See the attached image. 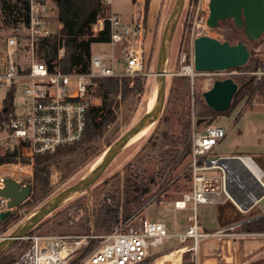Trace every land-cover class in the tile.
Segmentation results:
<instances>
[{
    "label": "built area",
    "instance_id": "obj_1",
    "mask_svg": "<svg viewBox=\"0 0 264 264\" xmlns=\"http://www.w3.org/2000/svg\"><path fill=\"white\" fill-rule=\"evenodd\" d=\"M25 1L24 16L19 18L15 33L0 39V157L17 152L32 160L34 155L54 152L82 139L88 110L100 105L94 97V79H133L148 75L143 67L146 3L145 0H101L106 17L99 19L92 26V31H101L104 20L107 21L111 52L93 53L85 73H63L49 70L39 62L37 53L40 39L52 36L61 28L55 8L44 0ZM115 1L127 2L133 8L128 21H123L120 14L112 10ZM185 61L183 58L177 73L191 84L199 77H206L208 86H212L215 80L233 79L235 76L253 77L255 84L264 79V70L260 68L251 72L236 69L196 72L193 59ZM19 91H22V97L18 96ZM190 135L189 190L164 207L165 211L173 213L191 212L192 223L186 230L169 234L164 221L138 217L132 226L125 229L118 226L99 236V245L78 264H143L150 258H162V254L154 253L153 249L172 238L181 243L173 250L179 264L186 254H189L190 262L201 264L199 252L202 241L221 242L227 237L242 235L235 233L240 226L264 215V210H259V203L264 198V171L255 158L245 154L214 156V148L226 136L224 128L214 122L200 126L193 122ZM5 166L17 168L21 177L25 175L26 179L31 176L30 165L1 164L0 187L7 178L3 174ZM227 203L241 214V219L215 230H200L197 208ZM6 209V200L0 197V213ZM255 209L259 211L252 215ZM93 238L96 236L27 234L24 240L29 241V245L14 264H68ZM188 240L190 243L185 245Z\"/></svg>",
    "mask_w": 264,
    "mask_h": 264
},
{
    "label": "rangeland",
    "instance_id": "obj_2",
    "mask_svg": "<svg viewBox=\"0 0 264 264\" xmlns=\"http://www.w3.org/2000/svg\"><path fill=\"white\" fill-rule=\"evenodd\" d=\"M173 3L174 0H157L153 1L150 5V15H153L152 11L154 10L160 11L161 25L153 45L150 68L146 71L148 75L143 76L145 78L143 92L129 97L122 104L118 112L117 121L104 131L99 139L92 143L93 149L91 151L86 155L66 156L61 160L58 166H54L51 170L48 188L43 194V197H41L39 192L33 195L34 192L32 185L28 182L33 175L32 160L23 164L31 166V176L28 179L24 178L25 175L21 177L19 170L15 167L5 166L3 168V174L5 176L8 178H18L16 180L22 184H30L32 192L31 196L26 201L27 203L12 210V220L7 224H2L3 222L0 224V238L7 236L41 205L82 178L95 161L109 148V146L112 145L116 139H118L145 113L148 100L152 95L154 84L156 82V76L154 73L160 36ZM112 10L118 12L120 14L119 16L124 21L126 16L130 17L133 8L127 2L115 1L112 5ZM208 14L209 0H185L171 40L166 63L165 70L167 76L164 105L158 120L148 129L144 138H141L128 148L123 149L95 183H93L87 190L75 195L57 210L46 216L41 223L31 230L30 235H93L96 236V238L89 239V241L96 240V246L99 245L101 240L98 237L104 236L108 233L95 234V232L92 231L89 234H86L83 233L82 226L86 219L90 217L91 210L101 201L104 193L113 192L115 188L122 189L124 178L128 172V166L131 164H136L137 166L141 165L144 170H147L148 174L154 172L156 170L155 161L157 155L167 149L176 148L175 141L179 137L182 122H187L189 120L190 134L193 122L197 124L198 121L202 120V125L211 122L210 118L205 120L198 119L193 113L195 94L201 95L202 97V93L211 87L208 86L209 80L206 77H199L194 80L193 84H191L186 77L178 75L177 73L183 64L181 62L183 58H185L186 63L192 59L193 40L196 37L206 35L221 41H228L230 43L237 42L232 38L230 39L229 31H227V24L219 23L216 28L208 27L206 25ZM14 33L15 31L12 32L10 28L3 26L0 17V39H4ZM238 37L243 39V33H240ZM92 51L94 54H109L111 52V46L108 44H96L92 48ZM116 51L117 50H115L114 53L115 56H117ZM252 51L254 52V56L264 64V34L260 38V44L253 47ZM115 65L117 68L120 67L116 62ZM259 68L264 70V66H259ZM241 78H248V81H252L255 85L253 77L250 76H235L233 77V80L236 82ZM236 83L238 84V82ZM239 86L243 87L244 84ZM129 87H132V83L129 84ZM18 96L22 97V91H19ZM246 101L243 100L227 115L221 114L213 118V122L216 125L222 126L226 132V136L214 148L212 152L214 156L245 154L255 158L257 157L256 153L264 151V97L258 96L254 93ZM202 127L203 126L199 129ZM20 158L24 157L21 156ZM188 162L189 156L176 169V171H174V178L170 182L171 185L169 187L166 186V188H168L166 189V193H163L162 196H160V202H151L138 215V217H143L149 221H164L166 230L169 234L183 233L192 223V215L190 211L173 213L164 210L166 205L172 203L174 197L187 191L186 188L188 183L184 176L188 173ZM18 163L19 161L11 164ZM20 164L22 163L20 162ZM30 168L26 167V170H30ZM26 170L25 172H28ZM160 193L161 192H158L156 195L159 196L161 195ZM32 195L34 198H32ZM154 198L155 197H153L152 200ZM259 210L261 212L264 210V198L259 203ZM259 210L255 209L252 215L257 214ZM197 217L200 230L210 231L214 228L212 225H215L216 223V207L199 206L197 208ZM134 224L135 221L132 220L130 222L121 223L118 226H122V229H125ZM235 233L239 234L238 232ZM252 234L238 235L231 238L235 243L234 248L233 245H230L227 249L219 251L218 247H214L212 251L214 252V255H217L219 259H222L221 264H264V236H256L254 233ZM17 242L19 243L10 250V253L14 258L18 257L28 246V243H26V240L24 239L18 240ZM189 243L188 240L185 245ZM179 246H181V243H179L178 239L172 238L165 241L163 246L154 248L153 252L164 256ZM80 254L81 252L71 259V261L78 258ZM160 258L161 257L159 256L156 258H150L144 264H167ZM71 261L69 263H71ZM181 264L194 263L189 261V254H186L183 257Z\"/></svg>",
    "mask_w": 264,
    "mask_h": 264
},
{
    "label": "trees",
    "instance_id": "obj_3",
    "mask_svg": "<svg viewBox=\"0 0 264 264\" xmlns=\"http://www.w3.org/2000/svg\"><path fill=\"white\" fill-rule=\"evenodd\" d=\"M44 1L49 2L55 8L61 28L52 36L40 39L37 50L39 62L45 64L51 71L59 70L63 73L87 72L89 60L93 54L91 50L92 46L94 44L109 43L110 31L106 20H104V27L101 31L97 33L92 31V26L99 19L106 17V9L102 5L101 0ZM151 1L145 0L146 18L143 41V67L145 72L150 68L154 43H152V40L155 34V27L150 26L148 16ZM25 8V0H0V17L3 26L10 28L12 32L15 31L18 28L19 18L24 16ZM156 23H158L157 20ZM220 23L228 25L227 31H229L230 39L232 38L235 41L243 40L241 37H238L242 31L237 30L230 20L227 19ZM259 44L260 39L251 45L247 65L236 68V70L256 71L259 66H264L254 56V52L252 51V48ZM61 50L62 53L60 54L59 51ZM144 81L145 78L143 76L133 79L128 77L100 78L92 81L94 97L99 100L100 105L88 110L82 139L73 145L59 147L54 152L37 154L32 157L33 175L28 182L32 185L33 195L39 192L41 197L44 196L43 194L48 188L52 168L58 166L64 157L70 155H86L93 149L92 143L99 139L103 132L117 121L118 112L122 104L129 97L143 92ZM236 82L239 85L244 84V86L237 92L227 111L223 113L213 111L206 105L201 95L195 94L193 102L194 116L204 120L210 118V123H213L214 117L221 114L227 115L243 100H248L254 93L264 97V80L257 82L255 85L252 81H248V78H241ZM130 83H132V87H129ZM189 129V120L181 123L180 134L175 141L176 148L167 149L157 155L155 161L156 170L154 172L148 174L147 170H144L141 165H129L122 189L115 188L113 192L104 193L98 205L91 210L90 217L84 222L82 226L83 233L89 234L92 231L95 234L110 233L121 223L136 219L151 202L155 201L159 203L160 196L166 193V189L171 185L170 182L174 178V171H176L190 154ZM20 157L17 152L6 153L0 157V165L17 163L18 161L19 163L25 164L31 161V159ZM184 178L188 183L186 190H189V172L185 174ZM166 186L168 187L166 188ZM158 192H161V195L157 196L156 194ZM180 195L181 193L177 197H174V199ZM153 197L155 198L152 200ZM26 201L21 205L27 203ZM12 215L5 219L2 224L10 222ZM30 232L28 235H30ZM237 232L264 233V215L240 226ZM17 243L19 242L16 241L15 244L0 254V264H14L17 257L14 258L10 250ZM26 243L29 245V241L26 240ZM96 244V240H90L80 256L69 264H77Z\"/></svg>",
    "mask_w": 264,
    "mask_h": 264
},
{
    "label": "water",
    "instance_id": "obj_4",
    "mask_svg": "<svg viewBox=\"0 0 264 264\" xmlns=\"http://www.w3.org/2000/svg\"><path fill=\"white\" fill-rule=\"evenodd\" d=\"M185 0H174L172 9L164 23L157 51L155 73L156 96L145 113L102 154V162L90 173L71 186L65 188L55 197L41 205L29 215L18 227L0 239V254L10 248L16 241L34 229L41 221L65 204L75 195L87 190L103 174L115 157L126 148L129 141L140 131L149 129L159 118L164 105L166 93V63L171 40L181 14ZM230 20L234 27L242 31L243 40L236 43L221 41L206 35L193 40V68L196 72H217L245 67L250 57L251 45L264 34V0H209V14L206 25L216 28L224 20ZM242 88L232 78L215 80L212 86L202 93L206 105L213 111H227L237 92ZM203 124L200 120L197 126ZM255 160L264 171V156ZM31 185L22 184L13 178H5L0 187V197L6 200V211L0 213V224L7 219L13 209L19 207L31 196ZM220 226L241 219V214L227 203L217 207ZM216 256V257H215ZM163 264V263H162ZM202 264H220L219 257L213 251L203 256Z\"/></svg>",
    "mask_w": 264,
    "mask_h": 264
},
{
    "label": "crops",
    "instance_id": "obj_5",
    "mask_svg": "<svg viewBox=\"0 0 264 264\" xmlns=\"http://www.w3.org/2000/svg\"><path fill=\"white\" fill-rule=\"evenodd\" d=\"M153 1H157V0H152L150 5L152 4ZM150 5H149V12H148V16H149V24L151 27H155V34L153 36V40H152V43L155 42L154 39L155 37L157 36L158 32H159V29H160V25H161V16H160V11L159 10H154L152 11L153 15H150ZM129 20V17L126 16V18L124 19V21H128ZM156 20L158 21V23H156ZM96 44H94L92 46V48L95 46ZM154 45V43H153ZM91 48V50H92ZM93 53V51H92ZM256 156H264V151H261V152H258L256 153ZM214 226V228H212L211 230H215L217 229L218 227H220L219 225V222H218V213H217V207H216V223L215 225H212ZM210 230V231H211ZM245 235H251L252 233H244ZM256 236H264V233H254ZM243 235V234H242ZM253 235V234H252ZM238 236V235H237ZM230 245H233V248L235 246V243L234 241L231 239V237H228V238H225L223 239L221 242H213V241H210V240H204L201 242V248H200V263L202 262V259H203V256L205 254H207L208 252L212 251V249L214 247H218L219 248V251L223 249H227V247H229ZM232 247V246H231ZM220 261V264L222 263V259L220 258L219 259ZM224 264V263H223Z\"/></svg>",
    "mask_w": 264,
    "mask_h": 264
},
{
    "label": "bare ground",
    "instance_id": "obj_6",
    "mask_svg": "<svg viewBox=\"0 0 264 264\" xmlns=\"http://www.w3.org/2000/svg\"><path fill=\"white\" fill-rule=\"evenodd\" d=\"M207 88V87H206ZM156 90H157V84L155 82L154 84V88H153V92L152 95L150 96L149 100H148V105L147 108H149L156 96ZM148 131L147 129H144L142 131H140L138 134H136L127 144L126 148H128L129 146H131L132 144L136 143L137 141H139L141 138H144V136L146 135V132ZM102 158L103 156L101 155L96 161L95 163L90 167V169L87 171L88 173L93 172L98 166L99 164L102 162ZM163 262L167 263V264H179V258L177 256L176 252H171L169 254L164 255L162 258H160Z\"/></svg>",
    "mask_w": 264,
    "mask_h": 264
}]
</instances>
